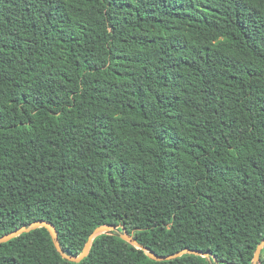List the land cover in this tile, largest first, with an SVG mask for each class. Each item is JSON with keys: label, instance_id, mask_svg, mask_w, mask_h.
<instances>
[{"label": "trees", "instance_id": "trees-1", "mask_svg": "<svg viewBox=\"0 0 264 264\" xmlns=\"http://www.w3.org/2000/svg\"><path fill=\"white\" fill-rule=\"evenodd\" d=\"M39 220L67 255L122 225L159 256L252 264L264 0H0V236ZM0 264L211 262H156L108 233L72 263L40 228Z\"/></svg>", "mask_w": 264, "mask_h": 264}, {"label": "water", "instance_id": "water-1", "mask_svg": "<svg viewBox=\"0 0 264 264\" xmlns=\"http://www.w3.org/2000/svg\"><path fill=\"white\" fill-rule=\"evenodd\" d=\"M40 228H44L47 230L54 244V247L57 250V252L60 254V256L63 259L69 262H72V263H80L84 258L88 256L92 243L96 237L103 235V234L112 233V234L118 235L122 240H124L125 242L133 246L134 248L144 251L149 259L154 260L156 262L174 260V259L182 257L185 254H190V255H195V256H200L202 258H206L208 261L211 262V264H220L218 259L214 256H211L210 254L203 253L201 251L188 250V249H184L180 252L167 255V256H159L155 254L154 252H152L149 248L137 242V240L131 234H129L124 228V226L122 225H103V226H99L95 228L93 232L89 235L82 249V252L77 256L67 255L62 250L60 243H59V239H58V232L55 226L51 222H48L45 220H39V221L32 222L28 226H22L8 234L0 236V244L9 242L10 240L17 238L24 233H29L33 230L40 229ZM263 248H264V240H262L257 245L256 250L253 255L252 264H259L260 254Z\"/></svg>", "mask_w": 264, "mask_h": 264}]
</instances>
